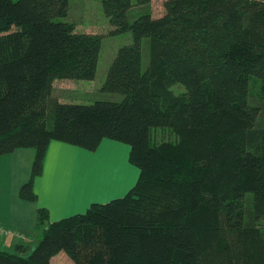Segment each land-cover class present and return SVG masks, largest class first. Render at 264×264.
Masks as SVG:
<instances>
[{"label": "trees", "instance_id": "16d2710c", "mask_svg": "<svg viewBox=\"0 0 264 264\" xmlns=\"http://www.w3.org/2000/svg\"><path fill=\"white\" fill-rule=\"evenodd\" d=\"M100 4L107 33L131 35L101 86L119 98L74 102L53 81L93 79L103 33L64 20L68 0H0V155L34 148L19 190L30 201L51 140L127 143L137 179L48 223L30 249L0 248V264L60 251L71 264H264V108L249 102L254 78L264 106V0H164L158 16L151 0Z\"/></svg>", "mask_w": 264, "mask_h": 264}, {"label": "crops", "instance_id": "0c3cea01", "mask_svg": "<svg viewBox=\"0 0 264 264\" xmlns=\"http://www.w3.org/2000/svg\"><path fill=\"white\" fill-rule=\"evenodd\" d=\"M106 139L101 142L105 141L107 147L111 146ZM88 153L85 148L51 140L45 151L41 173L33 180L36 194L33 201L20 197L19 190L30 176L34 148L17 147L0 155V225L8 229L0 230V248L13 249L16 244H24L30 249L48 223L79 213L94 200L104 202L112 196H122L133 186L126 168L127 176L123 179L120 177L109 191L88 189L82 170L78 168L74 171L84 163L80 160L89 156ZM39 207L49 212L48 221L43 225L37 223Z\"/></svg>", "mask_w": 264, "mask_h": 264}, {"label": "rangeland", "instance_id": "374dc122", "mask_svg": "<svg viewBox=\"0 0 264 264\" xmlns=\"http://www.w3.org/2000/svg\"><path fill=\"white\" fill-rule=\"evenodd\" d=\"M163 1L164 0H151V11L153 15L158 16L163 13ZM68 2L69 11L67 16L63 19L73 21L75 23V29L78 31L103 33L101 52L97 63L96 74L93 79H55L53 81V95L59 100L74 102H91L95 99L119 98L117 93H108L101 90V86L106 76L107 67L115 55L117 48L131 41L130 32L127 31L119 34L107 33L109 29L108 18L102 11L100 0H68ZM143 54V62L145 63V52ZM172 89L175 93H179L183 90L180 85H175ZM259 98L258 84L254 78H250L249 102L252 105L261 106L262 109L264 106L261 105ZM259 119L264 121L263 110L260 112ZM106 140L111 142V146L107 147L104 143L105 141H102L95 150H88L89 156L80 160V162L84 163L79 165L78 162L77 164L79 167L74 168V171H77L78 168L82 170L84 181L88 189L107 192L114 186V183L117 182L120 177L123 179L127 176L125 173V169L127 168L132 180L130 183L134 185L138 176V168L134 164L132 165L130 161V163L127 161L130 149L129 144L113 139ZM113 197L116 198L117 196H112L107 201L113 199ZM92 202L102 203L96 200ZM84 211L85 210L81 211V213ZM262 223H264V221H262ZM192 224L198 226L194 221H192ZM206 227L207 224L202 228V232L207 229ZM1 228L3 231H8L7 228L0 225V230ZM51 263L71 264V259L63 251H60V253L58 252L51 258Z\"/></svg>", "mask_w": 264, "mask_h": 264}, {"label": "bare ground", "instance_id": "6f19581e", "mask_svg": "<svg viewBox=\"0 0 264 264\" xmlns=\"http://www.w3.org/2000/svg\"><path fill=\"white\" fill-rule=\"evenodd\" d=\"M4 229V228H3Z\"/></svg>", "mask_w": 264, "mask_h": 264}]
</instances>
